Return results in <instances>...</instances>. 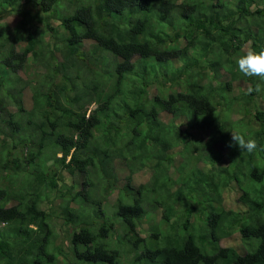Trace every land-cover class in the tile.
Masks as SVG:
<instances>
[{"label": "trees", "instance_id": "trees-1", "mask_svg": "<svg viewBox=\"0 0 264 264\" xmlns=\"http://www.w3.org/2000/svg\"><path fill=\"white\" fill-rule=\"evenodd\" d=\"M246 46L264 50V0H0V264H264Z\"/></svg>", "mask_w": 264, "mask_h": 264}, {"label": "clouds", "instance_id": "clouds-1", "mask_svg": "<svg viewBox=\"0 0 264 264\" xmlns=\"http://www.w3.org/2000/svg\"><path fill=\"white\" fill-rule=\"evenodd\" d=\"M238 71L246 77H257L260 81H264V50L259 52L249 48L240 55L235 61ZM264 88L260 83L256 86L249 87L247 94L253 92L260 93ZM230 139L226 142L225 147L229 150H237L240 152H247L249 154L255 152L258 148L257 142L253 138H246L244 134L239 131L229 133Z\"/></svg>", "mask_w": 264, "mask_h": 264}, {"label": "rangeland", "instance_id": "rangeland-1", "mask_svg": "<svg viewBox=\"0 0 264 264\" xmlns=\"http://www.w3.org/2000/svg\"><path fill=\"white\" fill-rule=\"evenodd\" d=\"M20 19V16L16 13L12 14V15H9L7 16L5 19H4V23H7L8 26L10 27H13L17 24V22L19 21ZM248 46H246L245 49H247ZM245 82H242L241 84H243V87L245 86L244 85ZM24 101H25V105L30 108L33 104V101H32V93L29 89H27L24 93ZM226 162V161H225ZM116 170H117V173H118V180H119V185L122 186V185H125L127 184V175L129 173V171L125 168L124 164L122 161L118 160L116 162ZM138 169L137 173H135V175L133 176V179L130 181V183L135 187L137 188L142 182H145L148 177H149V169L145 168V169H142L140 170ZM233 193H230L228 196L231 197V198H236L237 194L240 193V190L236 187V186H233ZM227 197H225L224 201L227 202L228 200L226 199ZM115 199V195L114 196H111L110 197V202L112 205L113 204V201ZM56 226L59 228V230L61 231V227H64L61 225L60 222H56ZM223 244L224 245H228V246H233L235 248L238 249L241 248L240 244H239V234L236 235V236H232V237H228L226 239L223 240ZM239 250V249H238Z\"/></svg>", "mask_w": 264, "mask_h": 264}]
</instances>
